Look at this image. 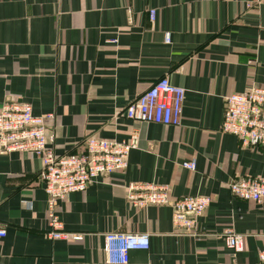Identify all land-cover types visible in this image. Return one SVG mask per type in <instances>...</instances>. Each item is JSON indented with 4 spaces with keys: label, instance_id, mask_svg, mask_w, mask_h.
<instances>
[{
    "label": "crops",
    "instance_id": "0c3cea01",
    "mask_svg": "<svg viewBox=\"0 0 264 264\" xmlns=\"http://www.w3.org/2000/svg\"><path fill=\"white\" fill-rule=\"evenodd\" d=\"M163 76L185 90L180 124L126 118ZM250 86L264 87V0H0V107L27 102L34 115L53 113L46 134L56 155L77 152L89 135L139 137L124 170L58 202L64 229L84 234L79 242L44 236L40 159L0 151V264H110L108 232L148 235L149 247L130 250L126 264H260L264 201L239 199L227 183L264 177V147L219 130L224 98ZM190 160L193 171L182 166ZM139 182L211 202L184 233L169 205L127 202L126 186ZM229 228L245 235L241 252L225 247Z\"/></svg>",
    "mask_w": 264,
    "mask_h": 264
},
{
    "label": "built area",
    "instance_id": "2783aa9c",
    "mask_svg": "<svg viewBox=\"0 0 264 264\" xmlns=\"http://www.w3.org/2000/svg\"><path fill=\"white\" fill-rule=\"evenodd\" d=\"M148 14L153 20L154 11L149 10ZM164 41L169 42V33H165ZM184 94L183 87L163 76L130 102L124 115L141 123L179 125ZM53 117V113L34 115L27 102L5 101L0 107V151L29 152L40 159L38 177L46 193L44 236L51 240L79 242L84 234L64 229L58 215V202L71 192L83 191L102 175L124 170L128 153L137 147L139 137L135 130L122 141L89 135L83 139L77 152L56 155L47 144L52 137L46 134ZM219 130L235 136L241 146L264 147V87L250 86L244 92L227 95ZM182 166L193 171L195 161H185ZM227 188L239 199L264 201V177H235L227 183ZM125 196L127 202L137 209L169 205L173 227L184 233L195 231L198 217L211 202L205 195L171 199L168 185L153 182L130 183L125 188ZM5 234V227L0 224V239ZM222 238L225 247L233 253L243 250L245 235L229 228L223 231ZM148 247L147 234L108 232L104 235V251L110 264H126L130 250ZM258 261L264 264V248L258 252ZM228 264L241 263L233 259Z\"/></svg>",
    "mask_w": 264,
    "mask_h": 264
}]
</instances>
